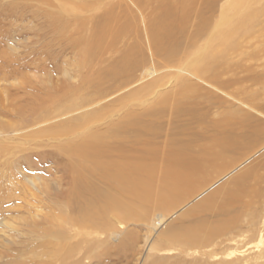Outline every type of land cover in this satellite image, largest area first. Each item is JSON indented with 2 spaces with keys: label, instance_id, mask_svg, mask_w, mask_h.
I'll return each instance as SVG.
<instances>
[{
  "label": "bare ground",
  "instance_id": "obj_1",
  "mask_svg": "<svg viewBox=\"0 0 264 264\" xmlns=\"http://www.w3.org/2000/svg\"><path fill=\"white\" fill-rule=\"evenodd\" d=\"M111 1L112 0H96L92 4L86 2L81 12H70L66 5L64 7L61 4V0H27V5H24V7L25 10L32 11L33 18L44 19L48 22V24H55V26H57L56 32L61 24L66 23L70 27H77V30L80 32H87L92 36H96V44L100 46V53L109 54V44L106 40L109 38V34L113 33V31H111L112 28L109 27V21L111 23L118 21L115 17V19H112V16V18L108 17L109 15L103 16V18L98 19V21H95V19L97 12L102 9V6ZM130 1H133L131 4L135 3V5L141 10L151 8L149 2L142 3V0ZM195 1L200 4L199 12L197 14H201V16H203L206 13L214 14L216 12L218 0H210L206 2L199 0ZM166 3H168V0L160 2L159 7L162 8L166 5ZM124 4L128 5L130 3L128 2ZM243 4L246 5L240 6L236 12V15L240 16L238 23L235 24L231 31L223 33L219 39V45L216 50V58L218 59L216 72L208 75V73L204 71V74L206 75L204 76V80L210 82L214 81L215 86L223 92L221 96L222 98L217 96L218 104L216 103L215 95H213L209 86H207V84H203L207 86L208 90L204 89V92L201 90L197 95L192 96V98L195 99L194 102L193 100H189L178 107L175 112H170L169 114L170 118L177 120L179 118L189 117L185 124L179 125L178 123H175L177 136H172V138H170L169 141L171 142L173 148L169 152V159L166 158L165 160L167 165L180 167L182 170L178 175L175 174L177 171H171L170 175L167 176L166 180L161 185L162 192H171L176 190L175 192H178V196L176 198L174 197L175 199L173 198L167 200L166 198L165 201L162 200V202L159 203V206L158 204H154L156 207L158 206L161 209L166 210L167 207H172V201H183L189 192H186L185 189L191 184V181L195 187H206L209 184L208 181L211 182L214 180V178L213 180L211 179V171L217 164H219V160L222 163V160H225L226 157H228L230 160H226L227 163L223 165L222 169L229 168L230 170L237 165L240 160L244 159L245 155H250L248 150H253L255 147L263 144L264 136L262 137L260 135L261 122L258 119H254L252 117L253 115L250 114V111H245V113H243L241 112V108L228 109L219 112V116L217 115L218 117H214L213 115V109L223 110L230 107L226 103L228 100L225 99L226 97L223 95L232 99L233 94L230 95L228 90L235 85L251 81L255 86H260L262 91H264V62H261L257 56H254L252 60H248L244 63L241 61L237 62L239 61L238 57L243 55V53H238L237 50L242 47V43L246 45V43L251 42V40H247L248 36L241 35L242 29L246 27H253L250 30L253 36L264 34V1H255L252 4L248 1ZM256 4L260 5L261 8L253 9L248 13L245 12L251 8L252 5ZM152 6L154 7L155 5ZM9 8L10 7L5 6V9ZM125 8L123 7L124 10ZM134 9L135 8L133 7L132 10ZM169 9H171V6H169ZM134 11H132L133 14ZM138 12L136 11L135 13L138 15ZM108 13L106 12L105 15ZM162 17L163 15L161 13L158 17H155V15H150L148 17L147 15L142 14L141 18L143 20V26L142 28L139 26L141 29L140 37L145 39L143 41L147 44V48L149 49L154 48L159 41H166L170 38H182V36L174 30L167 32H160L156 30L157 24L162 23ZM132 18L134 17L132 16ZM135 18L137 19V17ZM89 21H91L90 24L88 23ZM130 21H134V19H130ZM132 24L134 25L133 22ZM132 24L130 26H132ZM139 25H141V23H139ZM199 26V32L205 33L206 27L201 20L199 21ZM206 26H208L207 23ZM114 28L117 29L116 26ZM125 28L126 27H124V29ZM256 28H259V30ZM38 29L39 27H37V30ZM197 32L198 29L196 28V33ZM183 36L185 40V35ZM117 41V39H113V45ZM166 42L171 45L168 41ZM138 45L139 43L131 45L128 51H126V54L119 58L120 62L118 61L116 65H111L115 67L113 71H111L108 67V69L104 70L103 67L99 70V65L104 62V58L105 60H108L109 58L105 57L103 54L101 59L102 63L98 60L99 58L97 59L98 61H96V58L92 59L90 55H88V62L86 64L81 63V65L77 66L76 71L67 66L61 67L58 63H48L45 64L43 68H40L37 63L32 66L34 68L33 70H36L37 72L34 76L26 73V70L30 66L26 63L24 66L22 64L23 60L20 57L11 58L12 56L9 57L6 52H0V59L2 61L0 63V79L6 85L4 86L5 89L3 92L4 99L3 101L0 99V103H2L0 104V209H4L6 207L8 200L16 198L15 193L17 191L14 187L18 188V184L14 181L11 182L10 180H12V175L8 174L9 168L12 170V167H14L13 163H19L20 166L26 165V167L30 168L32 171H36L37 168L39 169L45 164H56L59 171L64 169L65 174L67 173L68 177V174L71 176V179L68 180L71 185L69 187V191L62 192V194L68 198L65 206L67 208L65 210L67 211H65L64 208L61 210L59 208H55V210L58 211L57 214L59 215L57 217H53L56 216V214L44 220L43 218H40L39 215L36 216L37 219H41L39 223L41 224L40 228L42 233H39L38 235H42V238L49 236L51 237V241L53 240L52 237H54L56 240V236H61V234L55 235L54 232L63 229L66 222L69 224L94 223V221L96 222L97 220H95V217L98 218L104 214L103 221H100L101 223L98 224V227H95L96 235L93 238H88V236L83 234L84 236L78 237L80 240L75 245L73 244L74 242L72 243L73 245L66 243V246H64L61 251L55 250V248L52 247V249L48 251L53 252L54 256L56 255V251H60L59 255L61 256V259L68 262V264H70L71 261L69 262L67 260L73 258L75 255L74 247L77 248L79 245L83 247L84 245L90 246L93 243V245H95L107 242V239L105 240L108 236L107 231H109L108 229L112 225L108 214L110 211L123 218L131 219L139 218L144 220L150 216L148 214L150 211L148 212L146 210L148 212L147 213L146 211L141 210L142 205H139L137 201L143 196L146 198L150 196L149 194L151 188L149 189V185H144L145 183L141 181L146 177H150L153 172L149 169L150 165H148L149 168L145 167V169L144 166H133L131 164L138 163V161L146 159V157H151L150 162H152V159L156 160L157 153L155 151L156 149H153L151 151L149 150L151 153L148 155L146 146H134V144L138 145V143H141L139 140L142 139L139 138L138 134L134 131H145L149 132L154 137L157 136L163 127L161 119L166 116V113L163 112V110H160V112L153 113L152 115L146 114L147 116L144 118L147 120L148 118H153V122L148 124L137 122L136 120L133 121L138 116L144 115L147 112H138L133 108L126 107V105L131 103L133 96L139 95L145 97L150 94L152 84L148 83L143 86L142 84L146 82V77L148 75L153 74L154 71L160 67L159 63L154 58L155 56L160 55L155 52H150L149 55H146V53H141L142 55L137 54V52H143ZM177 45L178 43L175 46ZM112 56H110V58ZM171 57L172 56H168L167 59ZM50 65L51 67H49ZM116 67L119 69H116ZM205 67L206 66H203L204 69ZM202 70L203 69L200 68L199 72ZM137 71H141L138 76L139 80L137 81L138 86H140H137L136 88V85H134L135 87L130 91V86H132L137 79V74L135 73ZM61 73L63 74V77H56L57 74ZM107 79L113 82L112 85L108 87H106V83L109 81ZM126 87L129 89L126 90ZM239 89L240 96L234 97L233 99L239 98V101L241 100V103L244 104V106L246 105V107L248 106L257 112H259V109L264 108V105L260 106L259 104V109L255 108V104L251 103V100L253 99L248 98V95L244 92V88L239 87ZM262 91H258L259 97L254 100L260 98ZM114 92H116L117 95H112L106 99V97L110 96V94ZM153 94H156V92ZM204 98L212 100V105L209 104L210 102L206 101V107ZM219 101H222L223 103L219 105ZM159 103L160 101H157L155 106H153V109H156ZM2 114L8 115L2 116ZM10 115H12V118H9ZM118 117H122L121 119L124 118V121H119L120 119L117 120ZM257 121H259V123H257ZM246 125L248 126V129L244 130ZM180 127L182 129L178 130ZM125 130H131L133 134H126L123 137L122 135L120 136V134L117 135L118 132H126ZM190 130L192 132H189ZM207 131H212L213 133V135L211 134V143L208 141L210 146L207 147L206 145H201L198 152L193 151L195 146L199 145L197 143L201 142L202 139L203 141L206 139L203 136H208L209 133H207ZM105 134L109 137H106ZM181 134H184L185 136L181 137ZM156 139L157 137L148 143V145L155 144ZM130 140L131 142L133 141V144L127 143ZM115 144L123 146H126V144L132 145V149L128 152L125 150L127 153L119 152L120 154L118 156L116 155L123 161L121 162V165H116L114 159L117 157L114 158V153L112 155L110 150V152L104 151L105 147H108L107 149H110V147L114 149L116 147ZM63 156L67 157L68 162L66 160L65 163L63 162L61 158ZM100 159L105 160L99 161V163L96 164L97 160ZM87 163H93L92 165H94V167L91 168V173L90 171L89 173L93 175L95 179L99 176L104 182H107L110 185L112 181L115 183L117 182L118 186L113 188L118 189V191L126 180L127 186H130L129 188L135 185L138 188H132L133 191H131V195L128 194V192V195L125 194L124 196H120L118 198L115 196L113 198L115 199L113 200L115 202L112 203L113 201H111L110 198L115 195L114 193L110 192L108 188H105L107 189L106 193L108 192V194H110L106 196L105 191L103 193L101 188L95 186L97 183H95V181L93 182L94 184L89 185L88 183L90 182L88 179L90 176L88 172V177H83L86 172ZM49 170H52V167H49ZM95 170L97 173L94 172ZM80 172L83 173L82 177H80L82 179L77 176ZM93 172L94 174H92ZM72 173L74 176L71 175ZM187 173L191 175H188L187 177V175H185ZM75 174H77V177ZM202 174L204 175V177H202V181L197 182L198 176ZM194 175L197 178H195ZM3 177H5V179H3ZM140 177L142 178L141 180L139 179ZM192 177L194 180H192ZM37 178L38 180L42 179L41 176ZM25 179H27L28 182H31V179L29 180L28 177H25ZM58 181L59 178L56 182H54L56 186L59 183ZM134 181L136 182L133 186L128 185L129 182L132 183ZM39 182L40 184L43 183L42 180ZM197 183H201V185H198ZM32 184H34V181L31 185ZM263 185L264 159L261 160L259 164L252 163L250 165H246L243 167L242 171L236 172V174L232 175L225 184L219 185L201 202L192 206V208L188 211L182 213V215L179 216L169 228H165L164 231L157 236L160 237L162 241L170 240L182 243L188 240L193 244L202 247L213 243L214 238L224 236L225 239L222 242H228L229 246L240 241L238 235L240 226L246 225L252 230L253 238H256L257 240L255 248L251 251H239L237 256L230 259H222L219 254L213 252L207 258H198L195 264H264V221L254 222V220L258 218L257 213L260 210V204H263L264 209L262 191ZM39 189H41L40 185ZM51 189H53V187L48 181L46 191L51 193ZM125 191L128 190L125 189ZM125 191L124 193H126ZM88 193H93L95 204H99L97 209L88 204L94 203L92 199L88 200L84 197L85 194ZM100 193H102L103 196H101ZM124 193L122 192V194ZM188 196L193 197L189 194ZM106 202L108 204L103 206ZM109 202L111 204H109ZM176 205L178 206V204ZM85 206L87 207L86 210ZM154 210L155 209H153V211ZM199 212H209L212 213V215L214 214L215 218H212L213 222H210L209 219H204L201 216L200 218H197L193 224L184 223L186 218L199 214ZM105 215H107V217ZM161 215L162 214H157L158 217ZM77 226L79 227V225ZM120 227L126 230L127 224H125V222H120ZM76 228H74V230ZM152 228L154 230L157 228L154 223L152 224ZM81 231L83 230L81 229ZM68 235L69 234H67V237ZM116 235L118 238L121 237L122 230L119 229L116 232ZM135 238L136 235L133 233L126 236L120 246H111L112 251L119 252L124 251L126 248H130L129 245ZM59 240L61 239L59 238ZM62 240L64 241V239ZM49 244L53 247L58 245L51 242ZM59 249L61 248L59 247ZM184 252L189 253L188 249L184 250ZM58 261H60V258ZM152 264H164V262L159 263L156 261Z\"/></svg>",
  "mask_w": 264,
  "mask_h": 264
},
{
  "label": "rangeland",
  "instance_id": "obj_2",
  "mask_svg": "<svg viewBox=\"0 0 264 264\" xmlns=\"http://www.w3.org/2000/svg\"><path fill=\"white\" fill-rule=\"evenodd\" d=\"M94 1L96 0H61V4L64 7L66 5L67 9H69L70 12L71 11L81 12L86 2L92 4ZM199 1L206 2L210 0H199ZM248 1L250 4H252L253 2L260 0H218L216 12L214 14L206 13L205 15L201 16V14H197L199 12L200 4L195 0H168V3H166V5L163 6L162 8L159 6H160V2H164V0H151V1L142 0V3L149 2L151 6V8L149 9H142V10L139 7H137L135 3L131 4V2L133 1L112 0L108 4L106 3L105 4L106 6L105 5L102 6V9L97 12L95 19V21H98V19L103 18V16L109 15L108 17L110 18L113 17L112 19L116 18V20L118 21V22L114 21L115 23L114 22L111 23L109 21V27L112 28L111 31H113V33L109 34L108 36L109 38H107L106 40V42L109 44L110 52L109 54H105L102 52L100 53L101 51L99 49L100 46L96 44L97 42L96 36H92L87 32H82V31L80 32L79 30H77V27L74 26L70 27L66 23L61 24L58 27V31L56 32L57 26H55V24H48V22H46L44 19L33 18L32 11L25 10L24 5H27V0H0V52L1 51L6 52L9 57L12 56L11 58L20 57L23 60L22 64L24 66L26 63L31 67V69L30 67L28 68L30 70L28 69L26 70L27 71L26 73L29 75L32 76L36 75L37 72L36 70L35 71L33 70L34 68L32 66L37 63L39 64L38 67L40 68H43L45 64L48 63H58L61 67L67 66L70 69H74L76 71L77 66L81 65V63L86 64L88 62V55H90L92 59L96 58V61L98 60L101 61L103 54L105 55V57H109V58L108 60L107 59L105 60L104 58L105 64L104 62L102 63L101 61L102 64L99 65V70H101L104 67L103 68L104 70L109 68L111 71H113L115 67L111 65H116L118 61L120 62L119 58L126 54V51H128L130 46L138 43H139L138 46L140 47L141 50H143V52L140 53L137 52V54L142 55L143 53H146V55H149L150 52H155L160 55L154 57L155 60L159 63L160 67L156 71H154L153 74L148 75L146 77V82L142 84V86L148 83L152 84L150 94L145 97L135 95L132 97L131 103L126 105V107L133 108L138 112H147L144 115H140L133 120V121L136 120L137 122L150 124L153 122V118H148L147 120L144 117H146L149 114L152 115L153 113L160 112V110H163V112L166 113V116L161 119V124L163 127L161 128L160 133H158L157 136H155L157 137V139L155 140L156 142L155 144L148 145V143H150L152 140L155 139V137L151 135L149 132L133 130L135 133L138 134L139 138H142L141 140H139L141 141V143H138V145L134 144V146L137 147L143 145L146 146L148 150V155L151 153L149 152V150L151 151L153 149H156L155 151L157 153L156 160L152 159V162H150L151 157H146V159H142L138 161V163L131 164L133 166L135 165L144 166V168L145 167L149 168L148 165H150L149 169L153 172V174L150 175V177L148 178L146 177L144 180L141 181L145 183L144 185L148 184L149 186L148 185L147 186L149 187V189L151 188L149 194L150 196H148L150 198L141 196L142 198L138 200L139 202L137 201L139 205H142L141 210L143 211L147 210L148 212L150 211V213L146 211L150 216L144 220H141L139 218L131 219V218H123L120 215H117L112 211H110V213L108 214H109V220L112 222V225L109 227L108 229L109 231H107L108 236L105 238V240L107 239V242H104L102 244L98 243L95 245H93L94 244L93 243L90 246L84 245L83 247L79 245L80 247L77 246V248L74 247L75 255L73 256V258L67 260L69 262L71 261L70 264H152L156 261L159 263L164 262V264H176V263L195 264L198 258H207L213 252L219 254V256L222 259H230L237 256L239 251L242 250L251 251L253 248L256 247L257 240L256 238H253L252 230L249 228V226L246 225L240 226L238 233L240 241L235 242L234 244H231L229 246H228L229 244L228 242L227 243L222 242L225 239L224 236H221L220 238H214L213 243L209 245H205L204 247L197 246L188 240H186V242L181 243L178 241H170V240L162 241L161 238L158 237L159 234L162 233L165 228L166 229L169 228L172 225V223L176 221V219H178L179 216L182 215V213L188 211L190 208H192V206L201 202L205 197H207L209 193L215 190L219 185L225 184L232 175L236 174V172L242 171L243 167H245L246 165H250L252 163L259 164V162L264 159V141H263L262 145L255 147L253 150H248L250 155H245L244 159L240 160V162H238L237 165H235L230 170L229 168L222 169L223 165L227 163L226 160L227 161L230 160L228 157H226L225 160H222V163L219 160V164H217L214 167V169L211 171L212 174L211 179L213 180L214 178V180L211 182L208 181L209 184L204 188L200 186L195 187V185L191 181V184L185 189L186 192L189 191L186 195V198L181 202H178V200H175V202L172 201L173 205L171 204L172 207H167L168 211L167 208L166 210H164L158 207L159 203H161L162 200L165 201L166 198L167 200H170L178 196L177 195L178 192H175L176 190L171 192L170 191L162 192L161 185L166 180L167 176L170 175L171 171L172 172L177 171V173L175 174L178 175L179 172H181L182 170V168L180 167L167 165L165 160L166 158L169 159L168 158L169 152L173 148L169 140L170 138H172V136L173 137L177 136L176 135L177 129L175 127V123H178L179 125L185 124V122L188 121L189 118V117H183L177 120L170 118L169 114L170 112H175V110L178 107H180L183 103L189 100H193L194 102L195 99H193L192 96L197 95L201 90L202 92H204V89L208 90L207 86H209L213 95H215L216 103L218 104L217 96L219 98H222L221 96L223 92L222 90L218 89L217 86H215L214 81L210 82L204 80V76H206L204 74V71L208 73V75L216 72L217 60H218L216 58L217 55L216 50L219 45V39L223 35V33L231 31L232 28L235 26V24L238 23L240 16H237L236 12L240 8V6L246 5L243 3H246ZM128 2L130 4L128 5L124 4ZM117 4L120 6H118ZM152 5L155 6L153 7ZM5 6H8L10 8L5 9ZM169 6H171V9H169ZM110 7L112 9V14ZM123 7L124 8L127 7L129 9L125 8L124 10ZM133 7L135 8L134 9L135 11L132 10ZM260 8L261 6L258 4L252 5L251 8H249L245 12L248 13L251 12L253 9H260ZM125 11L127 12V14ZM132 11H134V14ZM136 11L137 12L139 11L138 15L137 13H135ZM106 12L109 13L105 15ZM130 13L133 15H131ZM160 13L163 15V17L161 18L162 23L157 24L156 30L160 32H167L174 30L176 31V33L182 36V38L167 39L166 41H168L171 45H169L166 41H159L154 48L149 49L147 48V44L143 41L145 39H142L140 37V30H141L140 28H142L143 26L142 25L143 20L141 17L142 14H145L148 17L150 15L151 16L155 15V17H158L160 16ZM132 16L134 18H132ZM135 17H137V19ZM130 19L132 20L134 19L135 22L130 21ZM200 20L204 23L206 27L205 33L199 32ZM205 21L208 26H206ZM132 22L134 23V25L132 24ZM88 23L90 24L91 21H89ZM130 23L132 24V26H130L131 25ZM139 23H141V25H139ZM36 26L39 27L38 30ZM115 26L117 27V29L114 28ZM124 27L126 28L124 29ZM196 28L198 29L199 33L198 32L196 33ZM252 28L253 27H246L243 28L241 31V35L248 36L247 40L248 41L251 40V42L246 43V45L242 43V47H240L237 50L238 53H243L242 56L238 57L239 61L237 62L241 61L242 63H244L248 60H252L254 56H257V58L261 60V62H264V34L253 36L250 32ZM256 29L259 30V28ZM50 31L53 32L51 33ZM183 35H185V40ZM113 39L118 40L116 43H114V45H113ZM177 43L178 45L175 46ZM110 56L112 57L110 58ZM168 56H172V57L167 59ZM1 62L2 61L0 59V63ZM203 66H206L205 69L203 68ZM49 67H51V65ZM200 68L203 69L201 72H199ZM116 69L119 68L116 67ZM135 73L137 74L136 76L137 79L135 80L133 85L130 86V89L127 88L128 87L127 86L125 88L126 90L129 89L131 91L132 88L135 87L134 85H136L137 88L138 86L137 81L139 80L138 76L140 75L141 71L139 72L137 71ZM56 77H63V74L62 73L57 74ZM1 81L2 80L0 79V82ZM2 82L0 83V99L3 101L4 99L3 92L5 89L4 86L6 85L4 82L3 83ZM112 83L113 82L111 80L107 81L106 87L112 85ZM203 84H207V86ZM239 87L244 88V92L248 95V98L253 99L251 100V103L255 104V108H258V104L260 106L264 105V91H262L260 86H255L251 81H246L243 84H238L230 88L228 90V93L230 95L233 94V98L239 97L240 96ZM255 90H258L260 92L262 91L260 98L256 100L254 99L259 97V95H258V91ZM155 92L156 94H153ZM112 95H117V93L114 92L110 94V96L106 97V99L111 97ZM223 96H225L226 97L225 99L228 100L227 102L226 101L225 102L230 107L223 110L213 109L214 117H218L219 112L228 109L241 108L242 110L241 112L243 113H245V111L246 112L250 111V114L253 115L251 116L254 119L260 120L261 122L260 135L263 137L264 108L262 109L258 108L259 112H257L248 106L246 107V105L244 106V104L241 103V100L239 101V98L230 99V97L226 95ZM206 99H205V106L207 107V102H210L209 104L212 105L213 103L212 100H208V99L206 100ZM157 101H160V103L156 109H153V106H155ZM222 103H223L222 101H219V105ZM7 115L8 114H2V116H7ZM9 118H12V115H10ZM121 118L122 117H118L117 120L120 119L119 121H124V118L123 119ZM257 123H259V121H257ZM180 129L182 128L180 127L178 130ZM247 129L248 126L246 125L244 127V130ZM125 131L126 132L124 133L118 132L117 135L120 134V136L122 135L123 137L126 134L128 135L133 134L131 130H125ZM189 132L192 131L190 130ZM207 133H209L208 136H203L206 138L204 141L202 139L201 142L203 143L201 142L197 143L199 145L195 146V149H193V151L198 152L201 145H206L207 147L210 146L211 143L210 139L213 133L212 131H207ZM105 136L109 137L106 134ZM183 136L185 135L181 134V137ZM127 143L133 144V141L131 142L130 140ZM130 144H126V146L115 144L116 147L118 146L117 148L115 147L113 149L112 147H110V149H107L108 147L107 148L105 147L104 151L106 152L111 151L112 155L114 153L113 156L115 158L120 153L122 152L127 153L130 149H132L131 147L132 145ZM61 158L64 163L67 161L66 156H63ZM103 160L102 159L97 160L96 164H98L99 161H103ZM114 160L116 162V165L117 164L121 165L122 164L121 162H123L121 159H119V157H117ZM13 164L14 167H12V170L11 168H9L8 174H11L13 176V177L11 176L12 180L10 181L11 182L14 181L15 183H17L18 188L14 187L17 191L15 193L16 198H13L12 200H8L7 201L8 204H6V207L4 209H0V264H63V263L68 264V262L63 261L61 259V256L59 255L62 248L66 246V243L72 244L74 242L73 243L74 245L77 244L78 241L80 240L78 238L79 236L85 235L88 236V238H93L96 235L95 227H98V224L101 223L100 221H103L104 214L99 216L98 218L95 217V220L96 219L99 220V221L96 220L97 223L95 221L94 223H86V224H78V223L69 224L68 222H66L65 223L66 225L64 224L65 227L63 229L54 232L55 235L61 234V236L60 235L56 236L58 240L57 239L55 240V238L52 237V239L55 240V241L52 240L53 242L51 241V237L49 236H45L42 238V235L40 236L38 235L39 233H42L40 228L41 224L39 223L41 219H37L36 216L39 215V217L43 218L44 220L58 213V211L55 210V208H59L60 210L63 208L64 210L67 209L65 206L68 198L67 196H64L62 192L69 191V187L71 185L69 184L68 180L71 179V176L70 174H68L70 177L69 178L67 176V173L65 174L64 169L59 171L57 169L56 164L54 165L45 164L39 169L37 168L36 171L30 170V168H27L26 165L20 166L19 163H13ZM92 164L93 163L86 164L85 175H83V173L80 172V174L79 173L77 174L81 176L77 174H75V176L77 175L79 178L82 177V175L83 177L84 176L88 177L89 174L90 176L88 179L90 182L88 183L89 185L94 184L93 182L95 181V183L97 182L95 186L101 188V191L103 193L105 191L106 196L110 194H108V192L106 193L107 189L105 188H108L110 192L115 194L114 196L111 195L112 196L110 198L111 201L115 200L113 199L115 196L116 198H118L120 196H124L128 192H129L128 194L131 195V191H133L132 188H138L136 185L133 186L136 181L132 183L129 182L128 185L133 186L129 188L130 186H127V180H126V182L122 184L119 191L118 189H114L113 187L118 186L117 182L115 183L114 181H112L110 185L107 182H104L99 176L98 178L95 179V177L90 174L91 168L94 167V165ZM49 167H52V170H49ZM220 170H222L223 172ZM94 172H96V170ZM94 172L92 174H94ZM71 175L74 176L73 173ZM185 175H187L188 177V175L191 174L187 173ZM39 176H41L42 178L41 179L43 182L42 184H40L39 182L41 180L40 179L38 180L37 178ZM56 176L59 178L58 181L59 183L57 182L58 183L57 186L54 183L58 180ZM25 177L26 178L28 177L29 180L31 179L30 180L31 182H28V180L25 179ZM194 177L197 178L195 175ZM202 177H204L203 174L198 176L197 182L202 181ZM3 179H5V177H3ZM139 179L141 180L142 178L140 177ZM32 180L34 181L35 185L34 184L31 185V183L33 182ZM192 180H194L193 177ZM48 181L49 184L53 187V189H51V193H48L46 191ZM97 184L100 185L98 186ZM39 185L41 189H39ZM62 185H64L65 187ZM198 185H201V183ZM125 189L128 191H125ZM121 191L123 193L125 191L126 193L122 194ZM262 191H263V199H264V185L262 187ZM152 193H154L155 195ZM88 194H85L84 197L88 200L92 199L94 202L95 198H93L94 197L93 193L89 195ZM188 194L193 197L188 196ZM100 195L103 196L102 193H100ZM110 202L109 204H111ZM114 202L115 201H113L112 203ZM88 204L95 209L99 207V204H95V202L93 204L90 203ZM106 204L108 203L106 202L103 206H105ZM154 204L156 205L158 204V206L156 207V205ZM176 204H178V206ZM86 209L87 207L85 208V210ZM153 209L155 210L153 211ZM263 210H264L263 204H260V210L257 213L258 218L254 220V222L264 221ZM157 214H162V215L158 217ZM58 215L59 214L53 217H57ZM195 215L186 218L184 223L193 224L194 221L197 220V218H200L201 216L202 218L209 219L210 222H213L212 218L214 217V214L212 215V213L199 212V214H195ZM105 216L107 217V215ZM120 222L121 223L125 222V224H127L126 230L120 227ZM153 223L157 227L156 230L152 228ZM77 225H79V227ZM74 228L76 229L74 230ZM80 228L84 232L81 231ZM119 229L122 230V235L121 237L118 238L116 232ZM77 230L81 232H78ZM132 233L136 235V238L129 245L131 249L126 248L124 251H119V252L112 251L111 246L114 247L120 246L122 241L126 238V236ZM67 234H69L70 237L69 235L67 237ZM59 238L61 240H59ZM62 239H64V241ZM50 242L58 245H55L54 247L50 246L49 244ZM51 247L55 248V250H60V251H56L55 253L56 255L54 256L53 252H48L52 249ZM59 247L61 249H59ZM187 249L189 253L184 252V250ZM59 258L60 261H58Z\"/></svg>",
  "mask_w": 264,
  "mask_h": 264
}]
</instances>
